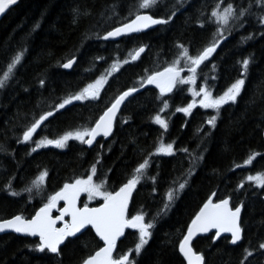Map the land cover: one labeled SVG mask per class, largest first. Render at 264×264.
I'll return each mask as SVG.
<instances>
[{
	"label": "trees",
	"instance_id": "16d2710c",
	"mask_svg": "<svg viewBox=\"0 0 264 264\" xmlns=\"http://www.w3.org/2000/svg\"><path fill=\"white\" fill-rule=\"evenodd\" d=\"M217 0H183V6L176 0H162L149 11L154 17L167 18L173 6L176 15L166 25L133 33L116 40H102L93 33L104 32L124 22L129 11H134L137 0H19L0 20V70L7 62L8 54L26 49L22 63L8 86L0 90V219L22 214L30 218L46 202L48 195L58 191L64 183H71L77 177H86L97 153L100 163L94 180L106 178V189L116 190L126 181L132 170L151 152L158 143H174L173 155H154L150 159L148 176H155V184L143 179L134 190L129 202V215L145 212V220L156 217L152 236L139 255L133 252L135 264H187L179 253L178 245L187 226L208 197L215 192L214 202L231 197L230 205L241 202L242 240L231 244V238L213 239L215 234L202 235L193 242L194 250L202 252L205 264H264V189L245 181L243 188L238 182L248 174L264 172V26L257 22V16H248L247 23L236 28L213 55L201 64L197 88L205 82L213 95L222 94L231 83L241 78L239 61L250 58V64L241 95L233 104L220 109L216 126L212 128L205 121L215 112L201 108L189 115L177 112V107L191 102L187 85H178L163 99L170 107L160 113L168 121L165 131L152 117L161 106L159 90L146 85L122 107L115 122L111 137L100 139L87 147L79 141H69L66 149L43 148L31 152L34 143H17L25 126L33 117L49 110L63 97L74 94L86 84L94 81L115 59L123 60L128 53L145 45L144 54L135 61L123 64L118 72L109 77L101 90L100 97L92 101H75L55 112L45 121L33 137L56 138L65 131L89 126L109 105L112 98L129 87H139V78L162 70L177 55L176 44L182 43L195 54L212 39L215 24L207 20ZM247 5L248 0H223L227 3ZM115 5L118 16L106 20ZM83 13L73 23V9ZM205 13L200 16V12ZM251 12L259 15L261 9L253 3ZM104 13V16H101ZM205 20L200 27L197 18ZM39 23V28L32 31ZM253 34V38L241 41L242 36ZM91 37L85 39V37ZM76 57L71 70L61 67L68 59ZM96 57L103 59L96 60ZM213 65L215 68L213 69ZM214 77V79H213ZM45 80L44 86L39 80ZM126 121V122H125ZM103 145V148L100 146ZM189 153L202 155L195 165L190 164ZM252 153L257 155L250 165L243 161ZM236 165H240L236 167ZM188 184L171 203L166 213L156 216L163 207L165 193L188 175ZM110 169V171H109ZM47 170L43 188L37 194L33 190L31 199L23 192L25 186ZM11 182L17 196L5 188ZM155 187V191H153ZM98 201L92 206L100 205ZM36 239L15 235L0 236V264H81V260L94 254L102 247L91 229L77 238H70L62 246V257L57 260L52 254L39 253L28 246ZM138 232L127 230L118 243L114 257L134 249ZM252 254L245 259V250Z\"/></svg>",
	"mask_w": 264,
	"mask_h": 264
},
{
	"label": "snow or ice",
	"instance_id": "6c2138e0",
	"mask_svg": "<svg viewBox=\"0 0 264 264\" xmlns=\"http://www.w3.org/2000/svg\"><path fill=\"white\" fill-rule=\"evenodd\" d=\"M16 3L17 0H0V14H4L6 10ZM158 3H162V0H137L135 10L129 11V17L134 18H124V22L118 23L115 27H111L110 30L104 32L103 35L96 32L93 33V36L97 39L108 41L109 39L114 40L115 38L127 36L131 33L141 32L154 25L168 24L176 15L177 9L173 6L171 14L168 15L167 18L154 17L149 14L147 10L155 8ZM253 3L256 7L261 9L259 15L251 12ZM176 4L183 6V0H176ZM222 4L223 0H217L210 13L207 14V20L215 24V31L213 33V39L206 46L198 50L195 54H191L189 47L178 42L176 44L178 50L177 55L171 62L167 63L162 70L150 73L145 70V75L139 78V87L132 86L115 95L94 123L89 126H81L73 130L65 131L56 138L42 136L33 141V136L37 133V130L40 129L42 124L47 121L49 117H52L55 112L65 109V107L71 105L73 101L83 102L97 100L100 97L104 85L108 82L109 77H111L113 73L118 72L123 64L137 60L140 54L145 51V45L131 50L128 53V57L123 60L118 58L113 60L110 67L94 81L86 84L74 94L63 97L49 110L43 111L38 118L33 117V120L25 126L21 137L17 139V143L31 141L35 145L31 148V152H35L37 149L49 145L63 149L70 140L79 141L81 144L91 146L98 136L108 137L112 134L114 122L121 105L128 97L132 96L133 93H137L140 88H144L146 85H154L156 89L159 90L157 99L160 100L161 106L152 119L161 129L166 131L169 126L167 119L160 114L170 107L169 101L163 99V97L166 94L172 93L178 85L190 86L188 91L192 95V100L186 106L177 107L175 111L188 115L197 104L204 109H212L216 114L209 116L205 123L214 128L220 109L226 104H234L241 95L245 85L244 76L248 71L250 58L246 57L243 58L242 61H239L242 66L241 78L236 79L219 95H213L211 87L207 83V77L205 78V82L197 88V79L200 74L198 69L201 64L216 52L221 41L226 39V33L231 34L236 28L242 29L245 26L247 23L246 17L257 16V22L264 26V0H248L246 6L243 4L237 6L231 2L224 6H222ZM109 7L111 11L104 17L106 20H111L112 17L119 15L115 5ZM90 14L91 13L87 10L82 13L79 8H74L73 23H77L81 15ZM204 15L205 13L201 11L200 16ZM101 16H104V13H101ZM197 23L200 27H203L205 20L198 17ZM37 28H39V23L33 26L32 31H35ZM90 38L91 37H85V39ZM252 38L253 34L249 33L247 36H242L241 41H247ZM25 51L26 49L21 47L19 50L8 54L5 67L3 70H0V90L5 89L9 82L15 77L18 66L22 63ZM95 59L100 60L103 59V57H96ZM75 61L76 57L73 56L62 63L61 67L64 69H71ZM212 67L214 69L215 65ZM185 68L188 72L186 76L182 75ZM39 84L44 86L45 80L41 78ZM197 97H199V100L196 99ZM100 147L103 148V145ZM2 150L3 148L0 147V151ZM175 151L174 143H158L154 152L149 153L142 162H139L126 181L114 191H108L106 189V178L100 179L99 182L94 180V176L97 173V164L100 163V154L97 153L96 160L91 164L90 172L86 177H77L71 183H64L63 187L58 191L47 196L46 202L43 203L30 218H26L22 214H17L8 219H0V232L11 230L17 234L38 237V240L28 247L39 253L52 254L54 258L59 260L63 255L62 246L65 245V242H71L69 238H77V233H81L82 229H87L88 226H91V228L95 230V234L103 241V247L95 251L94 254L83 258L81 264H135V260L132 258L133 252L139 255L141 250L148 243L152 236L151 230L154 227L156 217L154 216L152 219L146 221V214L143 211H137L136 214L129 215V202L137 185L140 184L143 179H150L153 181V184H155L156 177L148 176L151 157L158 154L173 155ZM180 151L190 156L191 165H195L203 158L202 155L189 153L187 148L180 149ZM256 155L257 153L249 155L243 161V164L250 165ZM239 166L240 165H236V167ZM192 171L193 168L190 166L187 176L180 181H173V185L169 187L165 193L166 199L163 207L156 213V216L167 212L171 203L178 197L179 193L185 189L188 184V177L191 175ZM47 175V170L41 171L30 185L22 189L23 192L29 194V199H31L34 189L37 194L40 193ZM245 181L252 182L256 187L264 189V172H257L254 175L248 174L243 180L238 182L237 188H243ZM5 188L12 196L20 194L12 189L11 182L5 185ZM155 190V187H153V191ZM82 193L87 195L88 200L99 197L103 200V203L100 204L99 207L90 208L87 204H84L83 207H79L78 201ZM215 195L216 193L213 192L203 203V206L200 207L190 224H188L186 234H184L179 241V253L182 254L187 264H205L203 253L197 252L193 247V240L198 234L209 233L215 229V237L213 239L220 237L221 233H230L231 243L233 244L242 239L243 229L240 225V217L243 203L241 202L238 206L233 207L230 205L231 197H225L213 202V197ZM60 201L64 202V206L58 208L57 205ZM54 209L59 212V215H52ZM65 217H69L70 219L65 220ZM58 222H61L62 226L58 227ZM125 229L138 230V241L135 243L134 249H130L118 257H114L113 252L116 249L117 241L124 235ZM259 248L264 249V243H261ZM245 253V259L252 254L247 249Z\"/></svg>",
	"mask_w": 264,
	"mask_h": 264
},
{
	"label": "water",
	"instance_id": "95a60500",
	"mask_svg": "<svg viewBox=\"0 0 264 264\" xmlns=\"http://www.w3.org/2000/svg\"><path fill=\"white\" fill-rule=\"evenodd\" d=\"M18 2H19V0H17V3L15 4V5H12L8 10H6V12L4 13V14H0V20L3 18V16L12 8V7H14V6H16L17 4H18ZM159 25H154V26H151V27H149L148 29H145V30H143V31H149V30H152V29H154V28H156V27H158ZM131 34H133V33H131ZM128 35H130V34H128ZM122 37H124V36H122ZM122 37H118V38H115L114 40H116V39H119V38H122ZM109 40H113V39H109ZM145 52V51H144ZM144 52L143 53H141L140 54V57L144 54ZM139 57V58H140ZM138 58V59H139ZM137 59V60H138ZM75 64V63H74ZM74 64H73V66H74ZM72 69V68H71ZM71 69H66V70H71ZM141 91V89H139V91L137 92V93H133L132 94V96H130V97H128L126 100H125V102L121 105V107H120V109H119V111H118V113H117V117L119 116V113H120V111H121V109H122V107L127 103V101L130 99V98H132L133 96H135V95H137L139 92ZM117 117H116V120H117ZM116 120H115V122H116ZM115 122H114V126H115ZM39 130V129H38ZM37 130V131H38ZM113 131H114V127H113ZM112 134H113V132H112ZM111 134V135H112ZM35 135V134H34ZM111 135L110 136H108V137H103V136H98L97 138H96V141H94L93 142V144L94 143H96L98 140H100V139H107V138H109V137H111ZM263 137H264V134H263ZM92 144V145H93ZM91 145V146H92ZM87 147H90L89 145H86ZM49 147L50 148H56V147H54V146H51V145H49ZM213 202H214V197H213ZM60 203H61V205H62V207L64 206V202L63 201H60ZM100 205H95V206H88V207H90V208H92V207H99ZM55 211V209L53 210V212ZM53 212H52V215H53ZM67 218H69V217H65V220L67 219ZM70 219V218H69ZM58 225H62L61 224V222H58V224H57V226ZM240 225H241V217H240ZM89 229H91L92 230V232L94 233V235L100 240V238L95 234V230L94 229H92L91 228V226H88V228L87 229H82L81 230V233H77V237L78 236H81L82 234H84L87 230H89ZM127 229H125V231H126ZM215 229H213L211 232H209V233H201V234H198L195 238H194V240H193V242L198 238V237H200V236H202V235H209V234H215ZM125 233V232H124ZM10 234H12V235H15V236H18V237H23V238H31V239H36V238H38V237H30V236H26V235H24V234H17V233H14V232H12L11 230H6L5 232H0V236H4V235H10ZM243 234V233H242ZM124 236V235H123ZM123 236L122 237H120V239L117 241V245H118V243L122 240V238H123ZM223 237H229V238H231V234L230 233H221V235H220V237H218V238H216V239H220V238H223ZM70 239V238H69ZM242 240V239H241ZM240 240V241H241ZM240 241H237L235 244H233V243H231L232 245H237V244H239V242ZM100 242L102 243V247H103V241H101L100 240ZM116 248H117V246H116ZM116 250V249H115ZM115 250H114V252H113V256H114V253H115ZM182 255V254H181ZM183 257V256H182ZM186 261V260H185ZM187 262V261H186Z\"/></svg>",
	"mask_w": 264,
	"mask_h": 264
},
{
	"label": "rangeland",
	"instance_id": "374dc122",
	"mask_svg": "<svg viewBox=\"0 0 264 264\" xmlns=\"http://www.w3.org/2000/svg\"><path fill=\"white\" fill-rule=\"evenodd\" d=\"M210 58V57H209ZM182 75H184V76H186V75H188V72H187V69L185 68V71L182 73ZM188 87H190L189 85H187ZM189 94H190V96L192 97V95H191V93L189 92ZM197 100H199V97H197L196 98ZM73 102H75V101H73ZM68 106V105H67ZM197 108H201V109H204V108H202V107H200L199 106V104H197V106L195 107V108H193L192 109V112L195 110V109H197ZM204 110H207V111H211V112H215L214 110H212V109H204ZM191 112V113H192ZM189 115V114H188ZM70 141H72V140H70ZM34 145V144H33ZM68 145V144H67ZM67 145H66V147H67ZM35 146V145H34ZM66 147L65 148H63V149H66ZM45 148V147H44ZM175 153V152H174ZM160 155H166V154H160ZM82 194H84V193H82ZM86 195V194H85ZM86 198H87V195H86ZM96 202V201H103L101 198H99V197H97L96 199H93V200H88V198H87V200H85V203L86 202ZM131 230H133V231H136V232H138V230H136V229H131ZM145 247V246H144ZM142 251V250H141Z\"/></svg>",
	"mask_w": 264,
	"mask_h": 264
},
{
	"label": "flooded vegetation",
	"instance_id": "af4514ba",
	"mask_svg": "<svg viewBox=\"0 0 264 264\" xmlns=\"http://www.w3.org/2000/svg\"><path fill=\"white\" fill-rule=\"evenodd\" d=\"M45 147H49V146H45ZM44 147H41V148H39V149H37V150H40V149H43ZM84 200H87V198H86V195H84V194H81V196H80V198H79V201H78V206L79 207H83V203L85 202ZM88 202V201H87ZM86 202V203H87ZM57 207L58 208H61L62 207V205L60 204V203H58V205H57ZM56 215H59V212L57 211V210H55L54 212H53V216H56ZM69 218H67L66 220H68ZM60 226H62V225H58V227H60Z\"/></svg>",
	"mask_w": 264,
	"mask_h": 264
}]
</instances>
